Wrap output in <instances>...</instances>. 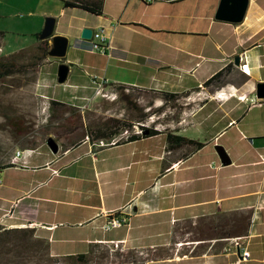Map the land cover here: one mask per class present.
<instances>
[{
	"label": "crops",
	"instance_id": "crops-1",
	"mask_svg": "<svg viewBox=\"0 0 264 264\" xmlns=\"http://www.w3.org/2000/svg\"><path fill=\"white\" fill-rule=\"evenodd\" d=\"M41 3L39 14L54 18L55 34L68 39L66 65L91 69L95 55L108 62L88 77L102 83L101 96L94 95L98 87L86 95L77 83L65 105H92L105 116L111 86L177 95L180 102L174 112L145 118L150 109L130 101L138 115L130 135L107 133L102 147L86 134L56 154L13 155L0 169V228L32 230L59 260L92 249L96 258L102 248L112 257L143 256L123 264H264V99L256 98L264 83V0H248L239 22L216 19L220 0ZM84 28L104 29L107 55L87 50ZM161 95L156 111L166 104ZM111 215L127 224L104 231Z\"/></svg>",
	"mask_w": 264,
	"mask_h": 264
},
{
	"label": "rangeland",
	"instance_id": "rangeland-1",
	"mask_svg": "<svg viewBox=\"0 0 264 264\" xmlns=\"http://www.w3.org/2000/svg\"><path fill=\"white\" fill-rule=\"evenodd\" d=\"M42 5L41 0H0V32L3 34L0 36V58L28 67L24 72L0 79V169L11 162L16 151L45 149L46 151L36 154H49L46 146L48 138L53 139L59 151H62L86 134L130 131L132 122L137 121L138 117L132 114L130 101H140L144 109H150L145 113V118H148L147 114L169 112V108L172 109L170 112H174V108L178 107L179 96L168 99L164 94L118 86L107 89L105 96L110 103L105 116L97 115L92 105L81 109L65 105L69 94L77 93L72 86L77 83L85 85L88 88L87 91L84 90L85 94L91 95L99 83L91 82L89 75L99 74L98 69H105L108 62L98 55L90 56L94 60L93 66L91 69H80L83 72L75 66L67 65L70 70L67 79L64 84H58L57 70L61 64H65V60L50 58L48 53L44 54L43 45L36 36L41 32L45 21L39 14L43 9ZM53 33L56 35L55 29ZM47 41L50 49V39ZM74 76H80L81 79ZM80 94L83 95L81 92ZM94 95L101 96L99 89L94 90ZM160 95L165 98L166 104L156 111L153 107L154 99ZM55 98L63 103L51 105L50 102ZM124 99H128L129 103L124 102ZM115 116L120 119H115ZM156 122L159 123V120ZM4 230L0 228V264H74L69 260L51 258L33 237H25L20 232L5 234ZM110 254L100 248L96 251L92 264H123L128 258L134 262L143 258L137 253L116 252L112 253L113 257Z\"/></svg>",
	"mask_w": 264,
	"mask_h": 264
},
{
	"label": "water",
	"instance_id": "water-1",
	"mask_svg": "<svg viewBox=\"0 0 264 264\" xmlns=\"http://www.w3.org/2000/svg\"><path fill=\"white\" fill-rule=\"evenodd\" d=\"M163 1H172V0H163ZM248 0H220L219 8L216 14V19L229 22H239L246 10ZM55 25V19L52 17H46L44 21V26L41 32L38 35L40 41L50 39V49L48 51V56L50 58L62 59L66 55L68 47V39L63 36L53 35ZM93 31L88 28H84L81 31L80 39L89 40L92 36ZM234 63H238V58L234 60ZM69 73V68L65 64H61L57 70V79L58 84H64ZM256 98L264 99V83H260L256 87ZM144 134H147L145 132ZM46 146L52 154H56L59 151L57 143L48 138L46 140ZM215 151L222 164H227L228 160L223 150L220 147H216Z\"/></svg>",
	"mask_w": 264,
	"mask_h": 264
},
{
	"label": "trees",
	"instance_id": "trees-1",
	"mask_svg": "<svg viewBox=\"0 0 264 264\" xmlns=\"http://www.w3.org/2000/svg\"><path fill=\"white\" fill-rule=\"evenodd\" d=\"M63 4H64V7L80 8V9H83V10L91 12V13L96 12L95 9H93L91 7H88L87 5L81 4L78 1H76V2H67V1H65V2H63ZM0 36H3V34L1 32H0ZM36 36H38V34ZM47 40L41 41V44L43 45L44 54H47L48 50H49L48 49V41ZM27 69H28V67L21 66V65L18 66V65H16L13 62H10V61H7V60H4V59L0 58V79L8 77V76H11V75H14V74H18V73L24 72ZM221 74L222 73H218L216 76H214L212 78V81L214 79H217L219 76H221ZM164 96L166 98H168V99H174L177 95H166V94H164ZM124 101L126 103H129L128 99H124ZM50 104L51 105H61L60 103L54 102V101H51ZM144 131L147 132V136L155 134L154 131L149 130V129H146ZM114 133L115 132H113L110 135H113ZM110 135L108 136V135H106L104 133L96 132L95 134H90L88 137H90L92 140H102V139H107V138L111 137ZM167 140L169 142H173L174 141V137H172L171 135H167ZM177 140H180L182 142H186V140L182 139V138H177ZM197 145H199V144H197ZM3 232L5 234H9L11 232H20V233H23L25 235V237L26 236L33 237L32 230H30V229L4 230ZM0 238H1V235H0ZM39 242L43 246L45 252L48 254V249H47L46 245L42 241H39ZM92 254H94V250L93 249H92V251H90V255H88V256L87 255H77L75 257H66V259H63V260H69V261H71L74 264H92V262H93V257H91Z\"/></svg>",
	"mask_w": 264,
	"mask_h": 264
},
{
	"label": "built area",
	"instance_id": "built-area-1",
	"mask_svg": "<svg viewBox=\"0 0 264 264\" xmlns=\"http://www.w3.org/2000/svg\"><path fill=\"white\" fill-rule=\"evenodd\" d=\"M141 1L144 4H150V3H153L157 0H141ZM84 41H86V40H84ZM87 42H88L87 50L89 52L98 53L101 55H107L108 54L110 47L108 45V37L105 35L104 29L99 28V29L93 31L91 38L89 40H87ZM93 83H94V80H93ZM101 85H102V83L100 82L97 86L99 90L101 88ZM125 134H127V136H128V135H130V132L127 131V132H125ZM94 143L99 147L106 145L105 144L106 142H104V140H98ZM110 144H114V142L111 141ZM31 152H32L31 150L16 151L14 153L13 160H20L24 156L25 153H31ZM1 182H2V180L0 178V184H1ZM126 224H127V219L124 216L111 215L110 217H108V219L103 224L102 229L104 231H110L112 229L121 228V227L125 226ZM235 245L237 246V249H238L239 245L237 243H235ZM242 257L245 260L249 257V254L244 251L242 253Z\"/></svg>",
	"mask_w": 264,
	"mask_h": 264
}]
</instances>
